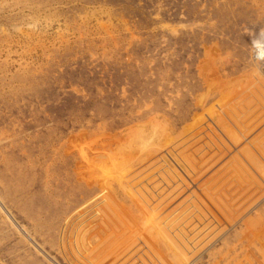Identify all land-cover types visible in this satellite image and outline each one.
Wrapping results in <instances>:
<instances>
[{
  "label": "rangeland",
  "instance_id": "obj_1",
  "mask_svg": "<svg viewBox=\"0 0 264 264\" xmlns=\"http://www.w3.org/2000/svg\"><path fill=\"white\" fill-rule=\"evenodd\" d=\"M258 39L264 0H0V264H264Z\"/></svg>",
  "mask_w": 264,
  "mask_h": 264
},
{
  "label": "clouds",
  "instance_id": "obj_2",
  "mask_svg": "<svg viewBox=\"0 0 264 264\" xmlns=\"http://www.w3.org/2000/svg\"><path fill=\"white\" fill-rule=\"evenodd\" d=\"M259 45V47H257ZM253 48L256 50L258 59H264V56L260 55L261 50H264V39H258L253 41Z\"/></svg>",
  "mask_w": 264,
  "mask_h": 264
},
{
  "label": "bare ground",
  "instance_id": "obj_3",
  "mask_svg": "<svg viewBox=\"0 0 264 264\" xmlns=\"http://www.w3.org/2000/svg\"><path fill=\"white\" fill-rule=\"evenodd\" d=\"M189 218V217H188ZM193 218V217H192Z\"/></svg>",
  "mask_w": 264,
  "mask_h": 264
}]
</instances>
